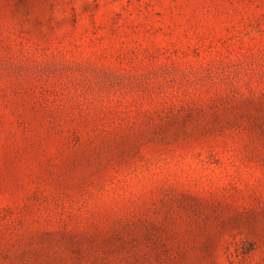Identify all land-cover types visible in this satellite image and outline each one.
Wrapping results in <instances>:
<instances>
[{"label": "rangeland", "instance_id": "obj_1", "mask_svg": "<svg viewBox=\"0 0 264 264\" xmlns=\"http://www.w3.org/2000/svg\"><path fill=\"white\" fill-rule=\"evenodd\" d=\"M0 264H264V0H0Z\"/></svg>", "mask_w": 264, "mask_h": 264}]
</instances>
